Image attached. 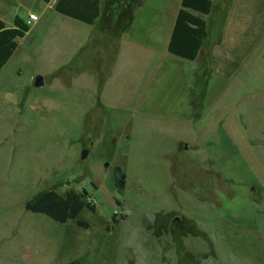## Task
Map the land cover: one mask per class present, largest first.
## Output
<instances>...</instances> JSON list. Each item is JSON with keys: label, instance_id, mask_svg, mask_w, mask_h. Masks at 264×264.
<instances>
[{"label": "rangeland", "instance_id": "1", "mask_svg": "<svg viewBox=\"0 0 264 264\" xmlns=\"http://www.w3.org/2000/svg\"><path fill=\"white\" fill-rule=\"evenodd\" d=\"M218 1L200 15L210 36L224 11ZM231 1L243 32L231 37L238 44L226 57L231 83L210 94L213 109L225 104L227 111L204 117L213 126L207 144L201 125L190 132L156 108L149 116L105 113L96 92L110 59L101 61L100 41L86 43L88 27L44 9L43 0H0L4 22L28 13L45 18L29 24L0 79V264H264V98L246 95L264 89V28L250 27L264 0ZM221 66L212 69L218 78ZM174 67L148 75L144 104L160 107L170 95ZM38 76L43 86L36 88ZM136 77H124V85ZM180 142L195 146L177 153ZM113 166L126 175L121 192ZM52 188L89 193L95 212L79 216L86 228L25 210Z\"/></svg>", "mask_w": 264, "mask_h": 264}, {"label": "crops", "instance_id": "2", "mask_svg": "<svg viewBox=\"0 0 264 264\" xmlns=\"http://www.w3.org/2000/svg\"><path fill=\"white\" fill-rule=\"evenodd\" d=\"M181 1L100 0L102 14L94 25H86L88 29L86 30L87 38L85 39L86 43L100 41L103 52L101 61L106 60V58L110 59L109 74L96 92V99L98 105L100 104L104 108L105 113L114 117L129 113L149 116L156 108L160 111L159 115L169 117L177 125H184L190 132H194L195 128L201 125L199 130L203 134V140L208 142V136L205 135L213 126L211 127L210 123L207 124L204 117L227 111V105L225 104L213 109L214 105L210 102V94L215 89V84L225 85L221 88L223 91L226 89V85L231 83L232 76L229 75L231 66L230 61L226 62V57L228 53L233 54L238 44L234 43L231 37L242 36L243 17L237 11L232 13L231 7L227 8V5L230 4L231 6V0H219L220 5H224V11L219 12L221 18L219 27L216 28L213 36H210L207 26V38L194 61L180 60L168 53V44L176 15L181 7ZM55 2L56 0H50L48 3L44 2L46 5L44 9L48 5L47 8L53 10L54 14L63 18V20L69 19L54 11ZM145 6H147V9H145ZM196 15L203 19L199 14ZM254 15L258 21L255 20L256 24L252 23L250 27L255 26L257 32L264 28V11ZM38 17V22L45 20L43 14ZM12 22L13 20L4 23L7 27H11ZM39 23L36 27L39 26ZM98 25L99 27H97ZM245 25L248 24L245 23ZM96 29L99 31L94 32ZM233 34L234 36H231ZM93 35L94 39L90 40ZM251 42L252 40H250V50H248V46L244 48L248 50L246 58L249 57V54L250 56L254 54L258 48V39L254 47ZM100 44H98V47ZM240 45L243 46L242 43ZM17 52L18 45L0 70V79ZM222 54L224 55L222 56ZM260 59L264 62V52ZM221 61V69L224 71L220 68L217 70V73L221 76L218 78L212 72V69L215 67V63H221ZM166 63L175 66L174 69L170 70L173 73V87L169 92L170 95L161 96L163 102L160 103V107H153L152 102L144 104L143 100L149 79L156 70L163 68ZM242 64L243 61L240 62L238 67H242ZM145 68H147V71L144 70ZM228 71L229 73H227ZM149 74H151L150 78L147 79ZM133 75H139L138 79L136 77L137 81L134 84L124 85L123 78L127 76L132 78ZM112 89L114 90L112 91ZM111 92H118L123 98H112ZM249 93L258 98H264V89H256L246 95ZM154 105L156 106V104ZM196 117H202V120H197ZM162 127L164 128L163 125H158L155 128L163 130ZM194 146V143L180 142L177 153H187Z\"/></svg>", "mask_w": 264, "mask_h": 264}, {"label": "trees", "instance_id": "3", "mask_svg": "<svg viewBox=\"0 0 264 264\" xmlns=\"http://www.w3.org/2000/svg\"><path fill=\"white\" fill-rule=\"evenodd\" d=\"M50 0H43L48 3ZM213 0H182L176 15L174 27L168 44V53L180 60L194 61L207 38L206 21L196 14L207 16L211 13ZM54 11L79 23L92 26L102 14L100 0H56ZM30 30L26 20L15 16L11 27L0 19V70L17 48V41ZM113 187L117 192L125 188L126 175L121 166L112 168ZM90 197L86 190H70L59 194L54 188L43 190L25 203V210L42 214L56 223L76 221L77 226L86 228L79 220L84 210L95 212V207L87 203ZM68 264H84L83 260H73Z\"/></svg>", "mask_w": 264, "mask_h": 264}, {"label": "built area", "instance_id": "4", "mask_svg": "<svg viewBox=\"0 0 264 264\" xmlns=\"http://www.w3.org/2000/svg\"><path fill=\"white\" fill-rule=\"evenodd\" d=\"M38 20H39V17L36 14H34V13H28L27 19H26L27 24L38 22ZM87 203L89 205H93L95 203V201H94V199H92L91 197H89L87 199Z\"/></svg>", "mask_w": 264, "mask_h": 264}, {"label": "water", "instance_id": "5", "mask_svg": "<svg viewBox=\"0 0 264 264\" xmlns=\"http://www.w3.org/2000/svg\"><path fill=\"white\" fill-rule=\"evenodd\" d=\"M43 86V79L41 76H38L35 78V81H34V87L36 88H39V87H42ZM88 154V150H84L81 154V158L84 159L86 158Z\"/></svg>", "mask_w": 264, "mask_h": 264}]
</instances>
